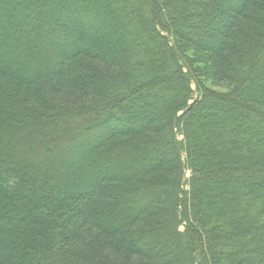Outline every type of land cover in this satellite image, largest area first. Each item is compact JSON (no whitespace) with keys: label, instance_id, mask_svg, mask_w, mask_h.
<instances>
[{"label":"trees","instance_id":"1","mask_svg":"<svg viewBox=\"0 0 264 264\" xmlns=\"http://www.w3.org/2000/svg\"><path fill=\"white\" fill-rule=\"evenodd\" d=\"M30 2L65 6L0 30V264H264V0Z\"/></svg>","mask_w":264,"mask_h":264},{"label":"rangeland","instance_id":"2","mask_svg":"<svg viewBox=\"0 0 264 264\" xmlns=\"http://www.w3.org/2000/svg\"><path fill=\"white\" fill-rule=\"evenodd\" d=\"M15 2H23V3H21V6H17L16 9H12L11 3L15 4ZM49 2H51V1H49ZM52 6L37 7L36 5L33 4V2H30V0H0V30L3 31L8 26L18 24V25L25 28L22 30L23 32L19 33L18 37H19V39L26 41V37H27V39L32 37L33 33H31V32L38 31V30L42 29V25L45 21L44 16L53 14L52 9L57 8L56 9V11H57L59 9V7H62L65 5H56V6H54V8H52ZM41 11H42V13L40 14ZM55 14H57V13H55ZM74 18L76 21L75 23H78L80 21L76 16ZM108 22L109 23L107 25V31L111 36L102 37V39H101L102 42L98 41V43H99L98 47L99 48L100 47L105 48L106 46L112 47L113 45H116L118 42L117 41L118 35L115 32V28L113 27V22L111 21V19ZM71 26L73 27V25H71ZM14 28H16V27H14ZM14 31H15V29H14ZM96 39H97L96 37H92V38H90L89 42L92 43L94 41H97ZM152 42L153 43L151 44V47H156L155 44H157V42H155V41H152ZM42 43L44 44V46L38 47L41 50L46 48V46L50 45V43L48 41H46V42L43 41ZM179 44H180V42L178 41V47H179ZM142 47L143 46L140 43H137V48L140 49ZM179 53L186 60L188 59V61H190L194 65V67H197L200 71L204 72L203 76H202V77H204V78H202V81L204 83H206L209 86L216 85L215 80L208 76V74H210V73H208V71H209L208 66L206 64L205 65L198 64L199 60L202 61L204 58L203 52L197 51L194 48V45L192 43H190V45L182 44V48L180 49V47H179ZM158 54H159V52L156 53V56H158ZM167 61H168V59H167ZM168 66H169L168 68H170V71L159 73L156 76L159 79H157V81L153 84L154 87H156V86L163 87L162 92L163 93L165 92L166 95L167 94H173L174 92L179 91V85H178L179 82L177 81V79L175 77L176 74L174 72L171 73L172 65H168ZM35 69L36 68H34L33 64L30 65V68H29L30 71H34ZM154 87H152V88H154ZM192 87L194 89V86H192ZM214 88H217L220 91L225 89V88H220V87L218 88V86H214ZM149 93L151 95V91H149ZM129 100L130 99H128L126 101H129ZM151 102H152V104H155L156 106H159V104H160L159 103L160 101H158V100L156 101V103L153 101H151ZM160 107H161V104H160ZM64 122H68V125H70V123H71V125L74 124V122H72V121L71 122L64 121ZM177 140L182 141L183 140L182 135H178ZM189 176H190V170H187L183 176V179H184L183 189H185V190H187V185H186L187 181L186 180L189 178Z\"/></svg>","mask_w":264,"mask_h":264}]
</instances>
